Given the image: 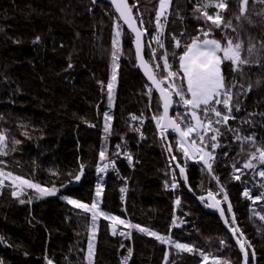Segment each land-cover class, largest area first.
Returning <instances> with one entry per match:
<instances>
[{
	"label": "trees",
	"instance_id": "16d2710c",
	"mask_svg": "<svg viewBox=\"0 0 264 264\" xmlns=\"http://www.w3.org/2000/svg\"><path fill=\"white\" fill-rule=\"evenodd\" d=\"M206 2L172 0L161 47L151 45L158 33L159 0H130L138 23L146 30L147 60L158 79L167 76L165 52L172 71L180 72L179 56L201 29L211 27L212 35L222 42L225 37L243 42V56L250 63L240 71L233 70L230 62L222 65L234 118L212 124L219 130L215 141L210 139L211 131L202 143L196 133L188 137L212 154L211 171L202 159L184 155L176 134L161 138L155 118L163 115L162 103L137 70L133 37L110 5L90 0H0V134L6 137L0 171L57 189L46 197L31 191L21 199L25 203L14 200L9 189L4 191L0 235L10 247L0 248V264H122L119 258L129 251L134 254L131 264H205L201 253L219 259L220 264H244L221 219L197 199L210 192L223 204L231 228L239 229L237 237L250 242L251 249L245 245L250 264H264V220L260 218L264 216V177L259 175L264 164L253 160L254 167H243L264 148V4L250 0L247 14L238 20L240 0H226L228 7L221 15L225 24L231 21L233 31L205 21L196 9L203 11ZM118 25L123 36L110 103L107 85L113 82ZM253 45L249 56L247 49ZM176 105L173 117H179L177 122L184 128L192 123L190 110L179 107L177 101ZM218 110L227 114L223 105ZM105 113L112 117L107 133ZM208 118L218 119L211 112ZM245 137H254L255 145ZM102 151L107 152L103 160ZM128 151L134 155L131 162L125 157ZM112 161L117 162V171L104 180L97 171ZM81 165L84 179L80 186L69 187L76 185L74 177ZM180 167L186 175L180 174ZM97 186L102 189L99 198ZM69 199L89 205L99 200L100 209L109 215L170 236L194 251H180L136 229L130 243L120 234L112 236V222L103 217L95 222L93 240L91 213L69 204Z\"/></svg>",
	"mask_w": 264,
	"mask_h": 264
},
{
	"label": "snow or ice",
	"instance_id": "6c2138e0",
	"mask_svg": "<svg viewBox=\"0 0 264 264\" xmlns=\"http://www.w3.org/2000/svg\"><path fill=\"white\" fill-rule=\"evenodd\" d=\"M172 0H159V9L156 18V24L159 29H163V24L161 23V18H166L167 11L171 5ZM249 0H240V15L236 18L239 20L241 16H243L247 10ZM258 2L264 4V0H258ZM112 3L116 7V11L119 13V17L123 19L124 23L128 25V27L135 33L136 39V52L137 56L141 60V67L144 68L145 74L147 75L148 79L155 85L156 89L160 93V97L163 100V109L164 113L161 117L155 118L157 127L161 131V138H164L165 132L167 129L171 128L175 132L179 134V147L183 151L186 157L191 156L193 153H200V159L204 160V157H208V160H204V163L207 165L209 171H211L212 165L209 163L210 159H213L211 153L205 152L203 148L196 147V142L193 141L191 144L186 143L187 138L196 133L199 141L202 143L204 140V136L209 132H213L214 135L210 137L211 140L215 141L216 136L219 135V130L212 127L213 123L220 124V123H227L230 118H234L230 116L232 111L231 101H232V94L228 90L225 84V77L222 69V65L225 62H230L231 67L235 71H240L242 65H246L250 63V59L245 58L243 56L244 52V45L242 41L238 39L234 42L233 38H224V42L219 39H216L212 35V28L208 29H201L200 35L194 36L189 43L184 46V52L182 55L179 56V69L180 72H175L169 70L167 72L166 77H161L157 79L156 73L153 71L152 67L146 62L143 58L141 53L142 48V40L141 37L146 34V30H141L136 26V20L132 15V8L129 6L127 0H112ZM228 4L226 0H207L206 3H203V11L200 8H197V12H201V16L205 19L206 22H211V25H214L217 28H220L222 25L227 28H232L233 31L236 29L232 27L231 21H227L225 24L224 18L221 15V12L226 10ZM213 8L216 11L210 14L208 9ZM142 23V21H141ZM119 28V25L117 26ZM121 32L118 30L116 32V37L113 41V47L116 49L112 53L113 59V75H112V83L107 85L108 93H109V102L111 103L113 99V88L114 82L116 81V72L115 69L118 65L115 63L119 59L120 49H119V37ZM156 42L163 47L162 42L160 41L159 37H157ZM176 47H180V42L176 41ZM254 45L247 49L249 56L254 51ZM155 53H153V56ZM175 55V53H173ZM157 68L160 65H156ZM163 67L165 69H170L171 66L168 62V55L167 52L163 55ZM182 73V75H180ZM179 77L181 83L177 84L176 79ZM186 83V88L183 84ZM167 84V88L163 87L162 85ZM152 89H149V95H151ZM173 96H178L179 100L183 103V106L186 109H189L188 115L191 118V121L194 123H187L184 128L181 127V124L177 122V119H172L169 117V107L173 104ZM223 104L224 109L227 110V114L222 113L218 110V106ZM238 110V109H237ZM203 113L204 119L201 118V114ZM213 113L216 119L212 121L208 118L209 113ZM112 117L108 114H104L105 120V128L104 131L107 133L110 131L111 125L108 123L111 121ZM133 120H136L137 117L133 116ZM240 139V137H237ZM6 137L0 134V155H5L6 153L2 151V149L6 146L4 144ZM244 140L250 141L255 145V138L254 137H245ZM213 147H216L214 144ZM101 160L105 159V153L102 151L100 153ZM129 161L131 162V156H128ZM175 159V157H173ZM259 160L261 164H264V148L259 149V155L253 154L251 159L246 162L243 167L244 168H252L254 167L252 161ZM179 167V165H178ZM107 168V165L101 167L99 169L100 172H104ZM180 174L184 175V168H180ZM83 175V165H81V171L77 174L74 179L79 180L80 177ZM259 175L264 177V171H260ZM8 179L11 180L12 186L16 189L13 191V195L19 197L23 194L25 188L34 189L40 197L52 196L55 195L57 192L56 188H45L41 187L39 184L33 183L30 180L23 179L20 176H13L10 172H3L0 171V186L4 185V180ZM187 177L185 176V180ZM239 179V176L236 177ZM172 187H177L175 183V179L173 180ZM121 191H126V189H121ZM102 195V189L97 186L96 196L99 198ZM244 195L249 199H253L249 196L248 192H245ZM264 195V194H262ZM209 197L212 198L213 203L207 205L208 207H215L220 211V215L223 217L225 215L224 209L220 207L221 201L216 200L213 194L210 192ZM203 200L204 198L201 197ZM228 197L225 194L223 197L224 201H227ZM30 202V201H29ZM255 203V200L253 201ZM20 203H25L24 200H21ZM69 204H72L74 207L78 209H82L84 212L91 213V219L93 221L92 224V238L95 239V231H96V220L100 217H103L106 220H110L112 222V229L113 235L116 234V226L117 225H124L126 228L136 229L140 232H143L149 236L155 237L160 243L162 244H173L174 247L181 251L186 252H193L194 249L190 247L188 244L185 243H176L172 241L170 236H161L155 231H150L148 228L141 227L138 224H132L130 222H126L125 220L121 219L118 216L109 215L108 213L104 212L99 207V200L96 202L91 203H82L78 200L69 199ZM180 201L177 199L176 204L179 205ZM232 206L228 204V212H231ZM264 220V216L260 217ZM232 224L235 223V217L231 218ZM225 224H229V220L225 218ZM175 226V225H174ZM231 231L233 235H235L239 229L232 227ZM121 236H130L131 233L120 232ZM241 236L243 233H240ZM239 243V247L241 252L243 253V262L244 264H248V249H251L252 246L250 242L247 240L237 241ZM247 244L248 249L245 248ZM93 244L89 243V253L88 258L91 260L93 254ZM203 256V260L205 264L209 261V257L207 255ZM131 256V251H129V258ZM252 256L255 257V251L252 249ZM49 264H52L49 261ZM212 264H220L219 259H213ZM226 264V262H225Z\"/></svg>",
	"mask_w": 264,
	"mask_h": 264
},
{
	"label": "water",
	"instance_id": "95a60500",
	"mask_svg": "<svg viewBox=\"0 0 264 264\" xmlns=\"http://www.w3.org/2000/svg\"><path fill=\"white\" fill-rule=\"evenodd\" d=\"M90 1H91L93 4H98V3H100V2H103V3H105V4L110 5V6L114 9V11L116 12V14H117L118 17H119V13L116 11V7H115V5L112 3V0H90ZM127 2H128V4H129V6L132 8V5H131V3H130V0H127ZM132 15H133V17H134L135 20H136V26H137L138 28H140L141 30H143V29L141 28L140 24L138 23L137 19H136L135 11L133 10V8H132ZM119 19H120L121 23L123 24L124 28L127 30V32L133 37V47H134L135 56H136V68H137V70L140 71V73H141V75L143 76V78H144V80L146 81V83H147V84L153 89V91L156 93V95H157L158 98L160 99V101H161V103H162V111H163V113H164V109H163V100H162V98L160 97V93H159V91L156 89L155 85H153L152 82L148 79L147 75L145 74V70H144V68L141 67V60H140V58L137 56V52H136V39H135V33L132 32V30L128 27L127 24L124 23L123 19H121L120 17H119ZM141 40H142V48H141V53H140V55H142L143 58H144V60H145L146 62H148V60H147L146 34H144V35L141 37ZM148 64L151 66V64H150L149 62H148ZM151 67H152V66H151ZM152 69H153V67H152ZM153 71H154V70H153ZM154 72H155V71H154ZM157 79H158V77H157ZM162 86L165 87L164 85H162ZM175 98H176V97L173 96V98H172V99H173V104L169 107V112H168L169 117L172 118V119H174L173 114H174L175 111H176V100H175ZM168 134H176V135L179 137V134H178L177 132H175L174 130H172L171 128L167 129V131L165 132V135H166V136H167ZM179 139H180V137H179ZM186 143L191 144L189 138H187ZM200 155H201L200 153H193V154L191 155V157H192L194 160H197V159L200 158ZM185 164H186V162H185ZM180 168H181V167H180ZM180 168H179V169H180ZM184 174L186 175V170H185V169H184ZM83 179H84V175H82V176L80 177V179H79L78 181H76V185L69 186V187L74 188V187H78V186H80V184H81V182H82ZM67 188H68V187H67ZM64 190H65V189H64ZM213 196H214V195H213ZM214 197H215V196H214ZM203 198H204L203 200L200 199V198H197V199H198L200 202H205L207 205L213 203V200H212L211 197H209V195H207V196H205V197H203ZM215 199H216V200H219L217 197H215ZM220 207L223 208V209H224V212H225V215H224L223 217L220 215V211H219L217 208H215V207H208V209H209V211L215 213V214L221 219V221L223 222V225H224L225 230H226V231L230 234V236L236 241L237 246H238V249H239V251L241 252L240 247H239V243L237 242V241L240 240V239L237 237L236 234L233 235V232L231 231V226H230V224H225V218H227V214H226L225 208H224V206H223L222 203L220 204ZM227 219H228V218H227ZM240 241H241V240H240ZM241 253H242V252H241ZM242 254H243V253H242ZM248 264H250V257H249V255H248Z\"/></svg>",
	"mask_w": 264,
	"mask_h": 264
},
{
	"label": "built area",
	"instance_id": "2783aa9c",
	"mask_svg": "<svg viewBox=\"0 0 264 264\" xmlns=\"http://www.w3.org/2000/svg\"><path fill=\"white\" fill-rule=\"evenodd\" d=\"M168 20H169V19H167V21L165 22L166 25H167V23H168ZM165 35H166V33H164V37H163V42H162V43H164ZM169 65H170V64H169ZM170 66H171V65H170ZM171 67H172V66H171ZM221 105H223V104H221ZM219 106H220V105H219ZM219 106H218V107H219ZM143 125H145V120H144L143 122L141 121V126L143 127ZM196 147H198L197 144H196ZM129 155H130L131 158H132L131 160H133V159H134V155H132L129 151L126 152V154H125L126 159H128V156H129ZM208 159H209L208 157H204V160H208ZM128 160H129V159H128ZM204 160H202V163H203V165L206 167V169L209 171L207 165L204 163ZM209 163H211L212 168H213V166H214V160H213V159H210V160H209ZM212 168H211V170H212ZM116 171H117V162H116V161H112V162H110V163L107 165V168H106V170H105L104 172H100V171L98 170V171H97V174H98L100 177H102L104 180H106L107 177H108V175H109L110 173H114V172H116ZM125 183L128 185V184H129V181L126 180ZM6 189H9V190L11 191V195H12V198H13L14 200H21V199H23V198H25L26 196L29 195V191L27 190V188H25V189H24V192H23L22 195H20L19 197L14 196L12 193H13V191H15L16 189L12 186L11 180H8V179H5V180H4V185H3V186H0V195H1V193L4 192ZM120 232H125V233H129V232H130L131 235H130V236H127V235H126L125 238L127 239L128 242H130V243L133 242V231H132V229H130V228H128V229H122V228H120L119 226H116V234L113 235V229H112V225H111V234H112V236H116V235H118ZM9 247H10L9 244L5 241V239L3 238V236L0 235V248L6 249V248H9ZM133 256H134L133 251H131V256H130V258H129V252H128V253H126L125 255L121 256V257L119 258V260L121 261L122 264H131V262H132V260H133Z\"/></svg>",
	"mask_w": 264,
	"mask_h": 264
},
{
	"label": "rangeland",
	"instance_id": "374dc122",
	"mask_svg": "<svg viewBox=\"0 0 264 264\" xmlns=\"http://www.w3.org/2000/svg\"><path fill=\"white\" fill-rule=\"evenodd\" d=\"M256 1H258V0H256ZM249 2H250V0H249ZM249 2H248V5H247V10H246V12H245V14H247V12H248V6H249ZM172 3V2H171ZM170 7H171V5H170ZM170 7H169V9H168V11H167V15H166V18H164V17H162L161 18V23L163 24V29L161 30V29H159L158 28V33H156V35L154 36V37H152V39H151V42H149V43H151V45H153V46H155V45H157L158 43L156 42V40H157V37H159V39H160V41L161 42H163V37H164V33H165V28H166V21H167V19H169V16H168V14H169V12H170ZM168 24V23H167ZM120 31L121 32V35H120V37H119V49H120V44H121V40H122V36H123V31H122V29L119 27H117L116 28V32L117 31ZM115 39H117V37H116V34H115ZM176 41H177V39L175 40V47H176ZM179 41V40H178ZM146 44H147V42H146ZM176 48H179V47H176ZM116 50V49H115ZM119 58H120V55H119ZM118 61H119V59L117 60V61H115V63L118 65ZM118 68V67H117ZM117 68L115 69V72H116V77H117ZM166 70V72H168L169 70H173V68L171 67L170 69H165ZM178 78V80H179V82L181 83V81H180V79H179V77H177ZM116 82V81H115ZM176 82H177V80H176ZM178 84V83H177ZM168 86V85H167ZM177 97V104L179 105V107H182L183 106V103L179 100V97L178 96H176ZM194 134V133H193ZM107 155V152L105 153V156ZM27 190L29 191V193L31 192V191H34V189H29V188H27ZM97 234V231H95V235ZM181 251V250H180ZM186 252V251H185ZM209 261H213V259H210L209 258Z\"/></svg>",
	"mask_w": 264,
	"mask_h": 264
},
{
	"label": "bare ground",
	"instance_id": "6f19581e",
	"mask_svg": "<svg viewBox=\"0 0 264 264\" xmlns=\"http://www.w3.org/2000/svg\"><path fill=\"white\" fill-rule=\"evenodd\" d=\"M100 181V180H99ZM4 192L1 193L0 197L3 195Z\"/></svg>",
	"mask_w": 264,
	"mask_h": 264
},
{
	"label": "crops",
	"instance_id": "0c3cea01",
	"mask_svg": "<svg viewBox=\"0 0 264 264\" xmlns=\"http://www.w3.org/2000/svg\"><path fill=\"white\" fill-rule=\"evenodd\" d=\"M192 123H194V121H192Z\"/></svg>",
	"mask_w": 264,
	"mask_h": 264
}]
</instances>
